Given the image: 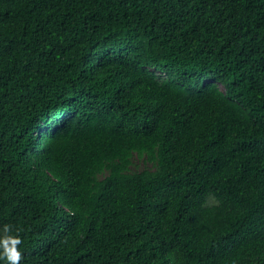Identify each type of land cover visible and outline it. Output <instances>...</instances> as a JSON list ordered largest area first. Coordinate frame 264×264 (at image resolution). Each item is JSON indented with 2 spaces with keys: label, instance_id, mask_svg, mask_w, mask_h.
Returning a JSON list of instances; mask_svg holds the SVG:
<instances>
[{
  "label": "trees",
  "instance_id": "16d2710c",
  "mask_svg": "<svg viewBox=\"0 0 264 264\" xmlns=\"http://www.w3.org/2000/svg\"><path fill=\"white\" fill-rule=\"evenodd\" d=\"M0 264H264V0H0Z\"/></svg>",
  "mask_w": 264,
  "mask_h": 264
},
{
  "label": "rangeland",
  "instance_id": "374dc122",
  "mask_svg": "<svg viewBox=\"0 0 264 264\" xmlns=\"http://www.w3.org/2000/svg\"><path fill=\"white\" fill-rule=\"evenodd\" d=\"M147 166L142 160H135V169H141L143 167Z\"/></svg>",
  "mask_w": 264,
  "mask_h": 264
}]
</instances>
